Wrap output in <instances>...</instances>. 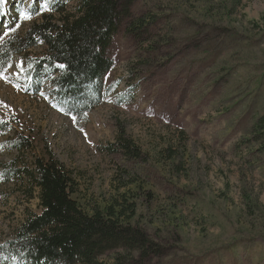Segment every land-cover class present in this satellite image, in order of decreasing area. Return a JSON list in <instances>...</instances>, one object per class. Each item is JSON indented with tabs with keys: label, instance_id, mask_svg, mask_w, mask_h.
<instances>
[{
	"label": "rangeland",
	"instance_id": "374dc122",
	"mask_svg": "<svg viewBox=\"0 0 264 264\" xmlns=\"http://www.w3.org/2000/svg\"><path fill=\"white\" fill-rule=\"evenodd\" d=\"M30 2L6 0L0 44L51 12L37 15L44 0ZM18 7L32 18L3 37ZM42 50L15 56L0 79V164L19 169L49 152L73 172L88 210L136 202L131 222L165 249L152 264H264V136L254 131L264 114V0H134L88 113L52 95L57 70L32 84L15 67ZM119 129L139 161L111 152ZM16 136L32 150L13 149ZM38 212L25 180L0 183V242Z\"/></svg>",
	"mask_w": 264,
	"mask_h": 264
},
{
	"label": "trees",
	"instance_id": "16d2710c",
	"mask_svg": "<svg viewBox=\"0 0 264 264\" xmlns=\"http://www.w3.org/2000/svg\"><path fill=\"white\" fill-rule=\"evenodd\" d=\"M133 1L50 0L51 12L42 15L41 22L0 44V69L15 56L41 47V55L25 57V78L40 84L44 72L57 70L48 81L52 95L72 114L88 113L101 102L100 79L112 67L107 50L121 18L131 17ZM255 130V137L261 139L264 114L255 122ZM10 145L19 152L32 150L18 136ZM109 148L128 160L142 157L122 129ZM32 159L19 169L15 161L0 164L1 184L25 180L31 193L37 190L39 200V212L26 216L12 237L0 242V264H152L163 256L164 247L131 222L136 202L114 200L88 210L74 197L78 184L71 170L49 152ZM109 256L111 262H105Z\"/></svg>",
	"mask_w": 264,
	"mask_h": 264
},
{
	"label": "snow or ice",
	"instance_id": "6c2138e0",
	"mask_svg": "<svg viewBox=\"0 0 264 264\" xmlns=\"http://www.w3.org/2000/svg\"><path fill=\"white\" fill-rule=\"evenodd\" d=\"M35 2H36V0H31V2L28 4V7L30 8L32 6V4H34ZM5 3H6V0H0V15H3V7H4ZM47 8H48V0H44V2L40 5L39 12H37L36 14L39 15L40 12L45 11ZM17 11L19 13L18 20L14 19V21L12 22L15 26L14 27L8 26L7 30H5L3 32V37L9 36L10 33H15L17 31V29H19L21 27V23L19 21H27V20H30L32 18V14L23 10L22 8L18 7ZM0 39H2V37H0ZM12 67H13L12 65H9V69H11ZM15 67L19 68L21 72L24 70L22 63L16 65ZM59 67L64 68L65 65L60 64ZM7 71H8V69H0V79H6L7 78L5 75V73ZM14 74H18V73H14ZM41 95H43V93H41ZM71 119L73 122H75L77 117L72 116ZM0 123H4V122L0 121ZM80 131L84 132V129H80Z\"/></svg>",
	"mask_w": 264,
	"mask_h": 264
}]
</instances>
